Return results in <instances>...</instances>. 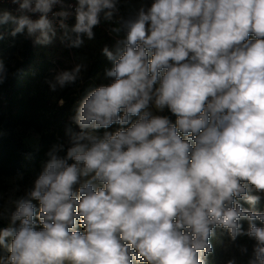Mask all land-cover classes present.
I'll use <instances>...</instances> for the list:
<instances>
[{
  "label": "clouds",
  "instance_id": "9594fccd",
  "mask_svg": "<svg viewBox=\"0 0 264 264\" xmlns=\"http://www.w3.org/2000/svg\"><path fill=\"white\" fill-rule=\"evenodd\" d=\"M8 2L0 41L7 28L46 46L59 29L79 48L119 0ZM123 27L102 48L109 82L78 102L67 147L12 201L0 264H207L217 229L248 237L246 264H264V0H151Z\"/></svg>",
  "mask_w": 264,
  "mask_h": 264
},
{
  "label": "trees",
  "instance_id": "16d2710c",
  "mask_svg": "<svg viewBox=\"0 0 264 264\" xmlns=\"http://www.w3.org/2000/svg\"><path fill=\"white\" fill-rule=\"evenodd\" d=\"M104 27L102 24L97 28L105 30V38L111 41L112 47L114 40ZM0 61L4 65V80L0 83V126L8 132L0 133V179L23 176L35 180L53 146L64 144L67 147L66 129L78 130L72 121L75 107L89 90L101 84L112 62L103 54L92 57L84 67L83 75H78L75 83L66 84L56 95L54 92L47 94L44 83L47 79L45 72L50 71L49 75H54L55 67L48 60L37 64L30 38L19 34L1 43ZM37 66L40 71H35ZM61 100L63 105L59 103ZM117 127L114 125L109 131L114 132ZM18 128L39 134V147L27 145L15 133ZM3 203L0 199V205ZM257 207L264 211V200ZM3 227H6L4 220L0 221V228ZM244 228H247V223H244ZM229 240L226 231L217 229L210 242L222 246Z\"/></svg>",
  "mask_w": 264,
  "mask_h": 264
},
{
  "label": "rangeland",
  "instance_id": "374dc122",
  "mask_svg": "<svg viewBox=\"0 0 264 264\" xmlns=\"http://www.w3.org/2000/svg\"><path fill=\"white\" fill-rule=\"evenodd\" d=\"M150 4L151 0H119L117 4L118 12L115 13L113 20L105 21L103 16H101V22L104 24V28L106 30L109 29L114 34L125 36V29L123 27L124 22L129 19H134L142 6L146 9L148 6H150ZM113 28H119L120 31L118 33L114 32L112 31ZM93 31L95 33V38L88 40L87 37H84V43L79 48L67 47V42L61 43V33H57V37L54 38L53 43L46 46L34 45L33 38H30L33 49L36 53L37 64H42L43 61L48 60L55 67L54 75L50 76V71L45 72L47 79L44 83L47 94L54 92L56 95H58L62 89L59 85H57L56 90L53 91L49 86L50 83L55 82V77L59 73L63 71H72L76 65H82L81 71L78 75H83L84 67L87 66L90 59L96 55L102 54V48L104 46L111 47V41H108L105 38V30L103 28L98 29L96 27ZM4 32L5 38L0 41V44L5 43L12 38V36L8 35L7 28L4 29ZM35 71H40V68L37 66ZM108 82L109 79L107 77H103L101 79V84ZM0 133L8 134L7 130L1 126ZM15 133L18 136H21L27 145L31 147H39L40 135L36 132L18 128L15 130ZM34 181L35 180L31 177L28 178L23 176L0 179V194H2V199L4 202L2 206L5 209V219L3 220L6 223V227L9 223L7 217L15 208V205L12 203V201L24 196L26 191L33 186ZM210 243L213 245L214 251L208 256L207 264H227V261L230 259H235L236 264H246L252 253L253 241L246 236H241L235 242L230 240L226 241L222 246H220L218 243H215L214 241H211ZM243 247H247V253L241 251Z\"/></svg>",
  "mask_w": 264,
  "mask_h": 264
},
{
  "label": "built area",
  "instance_id": "2783aa9c",
  "mask_svg": "<svg viewBox=\"0 0 264 264\" xmlns=\"http://www.w3.org/2000/svg\"><path fill=\"white\" fill-rule=\"evenodd\" d=\"M0 2H2V0H0ZM5 7L6 9H14V5H12L10 2H8V0H3L2 5ZM59 6H57L56 8L53 9V11H59ZM74 21V17H70L66 22L68 23V25L70 26L72 24V22ZM102 26V22L100 23V25H98L97 27ZM107 33L109 34V36H111L113 38V45L111 47V49L114 51L115 50V46L117 44L118 41L122 40L124 38L123 35H119V34H114L112 33L109 29L106 30ZM57 33H61V30L57 29Z\"/></svg>",
  "mask_w": 264,
  "mask_h": 264
}]
</instances>
